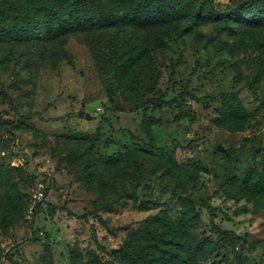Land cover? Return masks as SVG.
<instances>
[{
    "label": "rangeland",
    "instance_id": "374dc122",
    "mask_svg": "<svg viewBox=\"0 0 264 264\" xmlns=\"http://www.w3.org/2000/svg\"><path fill=\"white\" fill-rule=\"evenodd\" d=\"M247 1L213 0L244 14ZM65 50L71 61L52 66L0 43V264H72L76 248L112 260L130 230L180 217L181 191L194 201L188 238L206 250L187 264H264V196L237 187L264 173V22H188L119 83L79 39ZM230 93L246 112L239 130L218 124ZM38 183L45 198L33 202Z\"/></svg>",
    "mask_w": 264,
    "mask_h": 264
},
{
    "label": "trees",
    "instance_id": "16d2710c",
    "mask_svg": "<svg viewBox=\"0 0 264 264\" xmlns=\"http://www.w3.org/2000/svg\"><path fill=\"white\" fill-rule=\"evenodd\" d=\"M252 4H256L255 9ZM257 4L264 7V0L244 3V8L249 9L244 14L241 7L222 11L213 0H0V43L24 44L44 63L54 66L63 60L71 61L65 42L75 37L88 47L98 72L111 73L119 83L149 70L151 52L162 48L165 37L188 22L227 25L235 20L251 26L263 23L264 10ZM102 35L108 36L104 43L99 39ZM223 99L228 109L221 110L219 126L241 129L246 112L237 94H224ZM137 152L140 150L134 149L132 154ZM175 166L184 169L182 165ZM134 168L137 170L136 164ZM93 175L87 174L86 178L90 180ZM175 176L178 178L179 172ZM237 183L239 190L249 196H264V173L246 172ZM9 188L14 204L18 191L14 184ZM178 198L180 217L174 220L161 213L130 230L112 260L103 262L94 252L83 253L76 248L72 264H187L189 253L193 261H201L206 251L203 243H191L188 238L189 224L195 216L194 201L186 191H181ZM17 204L21 213L20 199ZM111 207L107 203L98 210Z\"/></svg>",
    "mask_w": 264,
    "mask_h": 264
},
{
    "label": "built area",
    "instance_id": "2783aa9c",
    "mask_svg": "<svg viewBox=\"0 0 264 264\" xmlns=\"http://www.w3.org/2000/svg\"><path fill=\"white\" fill-rule=\"evenodd\" d=\"M30 198L33 202H40L45 198L44 187L41 185V183H38L31 191Z\"/></svg>",
    "mask_w": 264,
    "mask_h": 264
},
{
    "label": "water",
    "instance_id": "95a60500",
    "mask_svg": "<svg viewBox=\"0 0 264 264\" xmlns=\"http://www.w3.org/2000/svg\"><path fill=\"white\" fill-rule=\"evenodd\" d=\"M78 117L79 118H84L86 120H90L91 119V115L89 113H85L83 110H79L78 111Z\"/></svg>",
    "mask_w": 264,
    "mask_h": 264
}]
</instances>
